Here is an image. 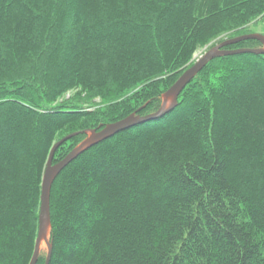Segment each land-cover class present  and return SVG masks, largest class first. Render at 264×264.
<instances>
[{"label":"trees","instance_id":"trees-1","mask_svg":"<svg viewBox=\"0 0 264 264\" xmlns=\"http://www.w3.org/2000/svg\"><path fill=\"white\" fill-rule=\"evenodd\" d=\"M260 22L264 0H0V264L31 260L56 142L77 133L52 164L156 113L199 49ZM49 212L48 264H264V56L212 60L84 151Z\"/></svg>","mask_w":264,"mask_h":264},{"label":"water","instance_id":"water-1","mask_svg":"<svg viewBox=\"0 0 264 264\" xmlns=\"http://www.w3.org/2000/svg\"><path fill=\"white\" fill-rule=\"evenodd\" d=\"M243 41H256L261 45V48L256 49H238V50H225L226 47L235 45ZM252 54L258 56H264V35L259 34H247L232 39H225L221 43L213 46L204 53L200 59L195 63L187 66L183 69L181 75L175 81V83L166 90L161 97V106L159 110L147 116H137L136 113L129 115L128 117L117 121L115 123L106 124L99 129L88 130L84 133L87 135L86 139L75 147L64 159L56 164H52L55 151L66 141L70 140L77 133L68 135L54 144L50 154L47 158L45 168L41 180L40 189V205L38 212V229L37 237L34 244L31 260L29 264H36L38 256L41 251L42 244L47 245V254L45 264L49 263L51 256V244L49 243L50 233V212H49V197L51 186L59 175V173L76 157L82 154L92 146L109 139L117 133L129 129L135 125L142 124L151 120L162 117L168 111L174 109L177 105L178 97L184 88L197 76V74L212 60L220 57Z\"/></svg>","mask_w":264,"mask_h":264},{"label":"rangeland","instance_id":"rangeland-1","mask_svg":"<svg viewBox=\"0 0 264 264\" xmlns=\"http://www.w3.org/2000/svg\"><path fill=\"white\" fill-rule=\"evenodd\" d=\"M249 31H250L251 34H259V35H263V34H264V23H261V22H260V23H258L257 25H253L252 27H250ZM225 39H228V38L223 37V38H221V39H219V40H220V41H223V40H225ZM219 40H218V42H220ZM218 42H217V41L214 42L213 44H211V45H210L209 47H207V48L199 49V50L195 53V55L193 56V59H192L190 65L193 64V63H195L196 60L200 59V57H202L206 51H208V50H209L210 48H212L213 46L217 45ZM68 96H69V95H66V98H68ZM41 252H45V253L47 252V245H46V244H42V246H41Z\"/></svg>","mask_w":264,"mask_h":264},{"label":"bare ground","instance_id":"bare-ground-1","mask_svg":"<svg viewBox=\"0 0 264 264\" xmlns=\"http://www.w3.org/2000/svg\"><path fill=\"white\" fill-rule=\"evenodd\" d=\"M44 244V243H43Z\"/></svg>","mask_w":264,"mask_h":264}]
</instances>
